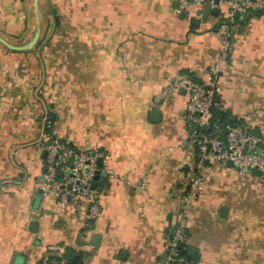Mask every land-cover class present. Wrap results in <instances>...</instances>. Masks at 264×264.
I'll return each mask as SVG.
<instances>
[{
  "label": "crops",
  "instance_id": "crops-1",
  "mask_svg": "<svg viewBox=\"0 0 264 264\" xmlns=\"http://www.w3.org/2000/svg\"><path fill=\"white\" fill-rule=\"evenodd\" d=\"M179 1V0H178ZM175 0H0V264H158L176 226L194 150L180 145L184 99L163 93L171 76L218 59L217 15ZM220 61V110L264 141V13L240 17ZM158 109L156 115L151 111ZM74 149L106 156L85 204L60 209L43 189V117ZM98 159V158H97ZM114 173L110 178L105 170ZM145 185L138 187L141 179ZM225 208V211H221ZM188 264H264V183L215 162L192 199Z\"/></svg>",
  "mask_w": 264,
  "mask_h": 264
},
{
  "label": "built area",
  "instance_id": "built-area-1",
  "mask_svg": "<svg viewBox=\"0 0 264 264\" xmlns=\"http://www.w3.org/2000/svg\"><path fill=\"white\" fill-rule=\"evenodd\" d=\"M205 0H179L183 9L189 5H202ZM212 7L218 8L214 29L220 45L218 59L203 71L181 72L169 78L163 87V93L183 91L184 99L182 119L183 131L180 136L182 147L194 150V165L189 173L187 189L180 198L181 208L176 226L166 243L164 259L158 264H188L181 253V247L187 237L188 208L200 193L208 177V171L215 162L231 164L239 173L254 172L264 183V141L261 135L253 132L244 123L230 120L216 121L214 111L220 109L217 99L220 61L227 58L232 37L238 25L235 16H245L253 11L264 10V0H208ZM43 132L35 142L39 151H45L43 189L57 199L60 209L68 206L73 199L75 207L85 204L83 228L100 214L97 193L91 187L97 170L96 160L105 158V154L96 147L74 149L67 139L58 136L54 120L45 115L42 120ZM109 177L114 173L105 167ZM145 185L141 179L138 187ZM48 260L40 264H50Z\"/></svg>",
  "mask_w": 264,
  "mask_h": 264
},
{
  "label": "water",
  "instance_id": "water-1",
  "mask_svg": "<svg viewBox=\"0 0 264 264\" xmlns=\"http://www.w3.org/2000/svg\"><path fill=\"white\" fill-rule=\"evenodd\" d=\"M179 1L175 0V8L179 7ZM214 4H216L218 1L217 0H213ZM197 15H200V17L202 19H205V17L208 15V13H211L213 15H217L218 14V8L216 7H212L211 4L209 3L208 0H205L202 5L201 8L199 10H197ZM40 37V23L37 24L36 30L34 31L32 37L23 44H14L11 43L10 41L6 40L5 38L0 36V44L5 47L8 50H13V51H26V50H31L38 42ZM181 93L183 91H180ZM158 113V109L152 110L151 111V115H156ZM45 151H43V155L45 156ZM96 165L98 167H100L102 165V159L98 158L96 160ZM231 165V164H230ZM98 175L101 176H106L105 173L100 172L99 170H96L93 181L91 183V187L95 188L96 184H97V179H98ZM221 211H225V208H222Z\"/></svg>",
  "mask_w": 264,
  "mask_h": 264
},
{
  "label": "trees",
  "instance_id": "trees-1",
  "mask_svg": "<svg viewBox=\"0 0 264 264\" xmlns=\"http://www.w3.org/2000/svg\"><path fill=\"white\" fill-rule=\"evenodd\" d=\"M253 14H260V13H264V10H261V11H253L252 12ZM235 19H236V21H241V19H240V16L239 15H237V16H235ZM52 118V117H51ZM214 118H215V120L216 121H219V122H224V121H226V120H230V121H235V122H237V123H243L242 122V120L240 119V118H237L236 116H233L232 114H230L229 112H227V111H222V110H215L214 111ZM52 120H53V118H52ZM245 125H247V124H245ZM248 126V125H247ZM250 130H252L250 127H248ZM253 131V130H252ZM254 132V131H253ZM181 253L186 257V259H187V254H186V250H185V248H184V245H182V247H181ZM49 258H54L55 260H56V262H57V264H59L58 263V261H60V256H57V255H50L49 256Z\"/></svg>",
  "mask_w": 264,
  "mask_h": 264
}]
</instances>
